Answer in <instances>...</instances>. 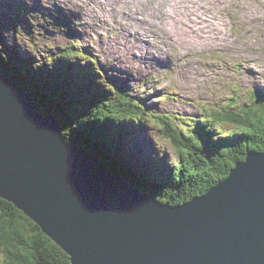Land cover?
I'll return each mask as SVG.
<instances>
[{
    "label": "water",
    "instance_id": "water-1",
    "mask_svg": "<svg viewBox=\"0 0 264 264\" xmlns=\"http://www.w3.org/2000/svg\"><path fill=\"white\" fill-rule=\"evenodd\" d=\"M63 130L59 115L45 114L0 68V197L71 264H264V150L207 193L171 204L145 189L143 181L159 188L161 179H140L131 158L146 171L157 165L141 150L118 142L109 167Z\"/></svg>",
    "mask_w": 264,
    "mask_h": 264
},
{
    "label": "rangeland",
    "instance_id": "rangeland-1",
    "mask_svg": "<svg viewBox=\"0 0 264 264\" xmlns=\"http://www.w3.org/2000/svg\"><path fill=\"white\" fill-rule=\"evenodd\" d=\"M134 1L142 7L155 1L165 11H179L170 16L179 19L178 27L166 30L165 14L162 23L155 25L140 14L147 13L146 9H136V16L111 0H0V50L13 51L20 62L31 61L47 71L57 66L65 51L66 60L83 58L88 52L100 63L102 74L96 80L101 86L108 83L140 95L153 105L151 113L169 114L185 126L195 125L209 109L239 111L251 106L255 94L264 98V0ZM46 92L39 91L41 97ZM95 92H99L97 85ZM48 99L46 94L43 107L36 103L45 114L55 113ZM226 124L225 132L241 129L234 121ZM127 133L118 139L121 146L154 159L153 170L162 165L160 161L170 166L179 162L176 147L156 126L137 125ZM215 134L216 145L220 140ZM138 136L139 140L148 137V148L138 143ZM96 138L92 136L93 144ZM80 147L112 167L108 146L99 152ZM130 160L143 168L142 173L150 171L138 159ZM170 176L178 177L176 173Z\"/></svg>",
    "mask_w": 264,
    "mask_h": 264
},
{
    "label": "trees",
    "instance_id": "trees-1",
    "mask_svg": "<svg viewBox=\"0 0 264 264\" xmlns=\"http://www.w3.org/2000/svg\"><path fill=\"white\" fill-rule=\"evenodd\" d=\"M8 51L0 50L1 70L11 79L20 80L41 107V101L49 95V103L55 106L50 110L62 118L63 132L71 143L98 152L104 151V146L110 150L123 138V132L128 136L127 132L137 125L156 126L159 134L176 147L179 156V162L171 166L178 177L174 180L170 170L164 174V181L159 180L163 185L154 188L162 201L175 204L204 194L229 176L235 163L244 160L249 151L264 150V98H257L256 94L251 106L245 105L239 111L226 107L219 111L209 109L206 116L196 119L195 125L185 126L176 120L178 117L173 121L169 114L151 113L153 105L140 95L116 85L110 87L108 83L107 87L101 86L96 80L102 74L100 63L88 52L82 62L80 56L66 60L65 51L57 66L47 71L31 61L20 62L19 55L16 58L13 51ZM96 85L99 92H95ZM39 91L48 92L41 97ZM233 121L242 131L225 132L226 123ZM215 133L220 140L216 145ZM92 136L97 137L94 144ZM149 185L145 188L148 192ZM0 264H71V261L36 222L0 197Z\"/></svg>",
    "mask_w": 264,
    "mask_h": 264
},
{
    "label": "bare ground",
    "instance_id": "bare-ground-1",
    "mask_svg": "<svg viewBox=\"0 0 264 264\" xmlns=\"http://www.w3.org/2000/svg\"><path fill=\"white\" fill-rule=\"evenodd\" d=\"M112 2H113V4H116V5H119V4H121L122 3V5H125L126 7H127V11L128 12H130V11H134L135 12V14H136V16L138 15V13L139 12H136V9H139V8H144V9H146V12L147 13H140L144 18H150V20L155 24V25H159V23L161 22V17H162V15L163 14H165L166 16H168L167 18H168V21H167V24H164L165 26H164V29H166V30H168L170 27H172V29H174V27L176 26V28L178 27V25H177V23H178V21H179V19L177 18L175 21L174 20H171V18H170V16H172L173 15V13L175 12V13H179V11H176V10H168V11H165V7L162 5V4H160V3H156L155 1H152V3L150 2V3H146V7H142V6H138L139 5V3H137V2H135L134 1V3H132V0H111ZM178 1V0H177ZM111 2V3H112ZM190 2V1H189ZM221 2V1H220ZM110 3V4H111ZM180 3H181V1H180ZM191 3V2H190ZM173 4V3H172ZM171 4V5H172ZM220 4V3H219ZM175 17V16H174ZM173 18V17H172ZM143 22H146L144 19H143ZM142 22V23H143ZM162 23V22H161ZM181 24H183V23H181ZM215 25V24H214ZM180 29V28H179ZM182 29V28H181ZM191 29V28H190ZM177 31V30H176ZM188 32V31H187ZM156 33V32H155ZM187 34V33H186ZM192 34V33H191ZM157 35V34H156ZM159 35H160V38L161 39H165V36H164V34L163 33H159ZM209 35V34H208ZM158 36V35H157ZM147 38L148 37V34L147 33H145V36H144V38ZM180 37H182V36H180ZM187 37H189V36H187ZM194 37V36H193ZM208 37V36H207ZM197 38V37H196ZM198 40H200V39H198ZM188 42V41H187ZM199 46V45H198ZM220 46V45H219ZM215 47H217V46H215ZM209 49V48H208ZM19 60V59H18ZM18 65H19V62H18ZM159 113V112H158ZM165 114V113H164ZM236 123V122H235ZM238 126V125H237ZM139 138H140V136H138V138H137V141H138V143L139 144H141L144 148H148L147 146H149L148 145V143H149V141H148V137H145L144 136V138L142 139V140H139ZM69 142V141H68ZM71 143V142H70ZM258 151V150H257ZM259 151H263V150H259ZM254 152H256V151H249L248 153H254ZM247 153V154H248ZM246 154V155H247ZM179 157V156H178ZM246 158V157H245ZM242 161H245V159L244 160H241V161H238V162H242ZM161 162V166L159 165V167H156L154 170L153 169H150V171L148 172V174H150L151 172L152 173H154V172H156L157 174L156 175H159L158 174V172H161V175H159L160 176V179L161 180H163L164 181V178H165V173H167L168 171H172V173H176L175 171H174V169H171V166L168 164V163H164V162H162V161H160ZM233 169V168H232ZM144 170H145V168H144ZM146 171V170H145ZM148 174H144V173H140V175H139V177H140V179L142 180L143 179V175H148ZM152 174H150V176H151ZM158 182V184L159 185H163V182H161V181H157ZM143 183L145 184V185H148L149 183L148 182H146V181H143ZM171 187H174L175 185L173 184V183H168ZM149 188H150V195L151 196H153L155 199H157L156 201H162L159 197H158V195L155 193V189H154V187L152 186V185H149ZM175 188V187H174ZM212 188V187H211ZM207 193V192H206ZM205 194V193H204ZM156 195V196H155ZM190 200V199H189ZM163 202H165V201H163ZM169 203H171V202H169ZM28 216V215H27ZM59 245V244H58ZM62 248V247H61ZM63 249V248H62ZM66 252V251H65ZM67 253V252H66ZM68 254V253H67ZM69 255V254H68ZM70 257V256H69Z\"/></svg>",
    "mask_w": 264,
    "mask_h": 264
}]
</instances>
